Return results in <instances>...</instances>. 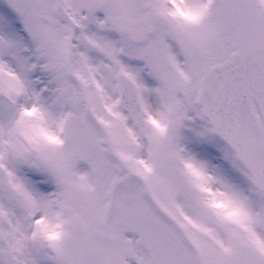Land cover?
Segmentation results:
<instances>
[{"label": "snow or ice", "instance_id": "obj_1", "mask_svg": "<svg viewBox=\"0 0 264 264\" xmlns=\"http://www.w3.org/2000/svg\"><path fill=\"white\" fill-rule=\"evenodd\" d=\"M0 264H264V0H0Z\"/></svg>", "mask_w": 264, "mask_h": 264}]
</instances>
